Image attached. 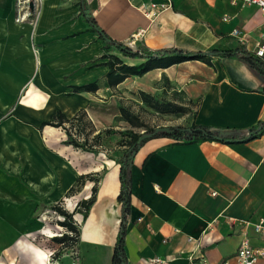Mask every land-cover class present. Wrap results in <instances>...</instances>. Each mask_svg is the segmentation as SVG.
Returning <instances> with one entry per match:
<instances>
[{"label": "crops", "instance_id": "obj_1", "mask_svg": "<svg viewBox=\"0 0 264 264\" xmlns=\"http://www.w3.org/2000/svg\"><path fill=\"white\" fill-rule=\"evenodd\" d=\"M150 1L155 0H40L31 24L15 21V0H0L4 261L15 260L20 252L37 258L27 244L28 235L41 230V219L33 214L42 202L60 203L72 213L79 229L72 248L78 264H110L122 220L119 150L106 155L105 141L96 153L65 144L61 127H41L58 109L68 118L84 110L94 133L116 131L125 129L119 110L123 100L136 101L139 92L158 100L175 93L191 104L185 127L196 123L244 134L264 122L263 79L238 58L161 66L109 86V55L128 66L145 59L124 57L106 47L87 15L105 36L133 50L142 46L196 52L241 44L254 54L264 34L260 9L243 0H171L170 8L154 20L139 9ZM234 29L241 32L242 43L232 36ZM90 83L97 84L95 91L73 90ZM81 175L98 178L95 201L85 218L77 204L89 198L95 182L87 180L79 191L67 194ZM260 218L264 220V131L228 142L157 136L137 149L125 223L127 264H155L154 259L159 264H235L244 234L251 245L263 244L251 226Z\"/></svg>", "mask_w": 264, "mask_h": 264}, {"label": "trees", "instance_id": "obj_2", "mask_svg": "<svg viewBox=\"0 0 264 264\" xmlns=\"http://www.w3.org/2000/svg\"><path fill=\"white\" fill-rule=\"evenodd\" d=\"M87 21L93 25L95 30L102 36L105 34L97 26L95 20L90 16H86ZM104 43L106 47L114 49L116 53L124 57L130 58H144L145 61L135 65L128 66L121 62L117 55H109L105 65L108 67L106 77L108 79L109 86H116L121 83L127 77L141 76L145 72L157 68L168 67L173 64L197 60L211 65V59L214 57L220 58H238L247 63L262 79L263 88L261 91L264 93V61L255 56V54L248 52L241 44L213 47L207 51L189 52L182 49L170 48L163 50H146L144 47L139 46L137 49H132L129 46L112 40L108 36H105ZM97 89L96 83H90L82 86H75L73 90L78 91H95ZM138 97L141 102H144L149 108L161 115L172 116H184L189 112V109L185 106L176 104L173 102H160L149 94L139 92ZM120 119L129 124L131 128L123 130L105 129L104 131L95 132V128L92 122L87 118L84 110H79L74 116L68 118L59 109L53 115L52 120L43 121L41 127L45 125L53 127H61L67 140L65 144L72 145L82 151L97 152V147L102 146L103 142L110 147V142L113 139L116 140V145L119 148L117 153V163L120 166L119 180L120 191L119 200L121 201L122 220L120 223V229L117 235L116 243L113 247L110 264H127V257L124 248L125 231H126V215L128 214L130 207V187H131V163L130 155L133 151H137L147 139H143L140 143L139 139L142 134H152L157 127L145 128L144 132L138 133L133 128L142 126L138 119V116L132 114L128 109L122 105L119 107ZM68 125V127L66 126ZM171 133H157L152 137L168 136L174 138L176 141L192 142L198 140H219L223 142L248 140L257 137L264 131V122H259L256 126L250 128L247 133L240 134L237 130L233 129H218L209 126H204L196 123H192L189 126H170ZM94 181L95 184L91 188V195L89 198L78 202L77 210L83 214L85 218L89 211V208L95 201L96 196V183L98 178L91 175H81L77 178L75 185L70 188L67 194L71 192L79 191L84 185L85 181ZM51 209L59 216L63 217V220H59L56 223L61 226L64 231L52 239L56 244L62 246L65 249H72L78 241L79 229L73 223L72 213H69L61 204H54Z\"/></svg>", "mask_w": 264, "mask_h": 264}, {"label": "rangeland", "instance_id": "obj_3", "mask_svg": "<svg viewBox=\"0 0 264 264\" xmlns=\"http://www.w3.org/2000/svg\"><path fill=\"white\" fill-rule=\"evenodd\" d=\"M23 5L22 2L19 3L15 0L16 18L19 13L22 12ZM137 100L140 101L139 99ZM137 100L125 99L121 102L122 106L128 109L132 114L137 115L139 121L143 124L142 126L133 128L136 132L142 133L145 128L162 127L168 126L169 124L174 126H183L185 124V116L174 117L172 115H161L149 108L144 102L140 103ZM159 101L180 104L191 111V104L188 101L181 99L175 93L169 98H163ZM66 126L68 127V125ZM124 128L131 127L128 123H125ZM116 140L117 139H113V141L110 142V147L108 146L110 151L107 149L108 151H106V155H112L113 151L119 150L117 146L115 147ZM51 206L52 205L40 202L33 214V219H41V230L36 234L28 235L30 245L27 244V246L29 247V250L33 248L34 251H37V258L31 260L32 254L30 255L26 254V252H20L17 254L15 253V256H17L15 260L4 261V256L1 254L2 248L0 246V264H78L77 255L73 253L75 250L62 248V246L56 244L52 239L55 236H59L64 229L56 223L59 221L60 217L51 209ZM79 252L80 255H82L81 250Z\"/></svg>", "mask_w": 264, "mask_h": 264}, {"label": "built area", "instance_id": "obj_4", "mask_svg": "<svg viewBox=\"0 0 264 264\" xmlns=\"http://www.w3.org/2000/svg\"><path fill=\"white\" fill-rule=\"evenodd\" d=\"M246 3L255 4L263 14L264 18V0H243ZM19 3H23L22 12L16 18V22L27 21L33 23L34 11L36 5L40 0H17ZM32 4V8H30ZM171 0H155L150 1L148 4L142 3L140 11L148 17L150 20H154L162 11L170 8ZM30 17V18H29ZM232 36L242 43V35L238 29L232 31ZM255 56L264 61V34L261 37L260 44L254 51ZM59 220H63V217L59 216ZM254 233L261 239L263 244L261 246H253L250 244L249 237L244 234L235 253V264H256L259 260L264 261V220L260 218L257 222L251 224ZM155 264L162 263L161 260L154 259ZM220 264H230L228 260L223 261Z\"/></svg>", "mask_w": 264, "mask_h": 264}, {"label": "water", "instance_id": "obj_5", "mask_svg": "<svg viewBox=\"0 0 264 264\" xmlns=\"http://www.w3.org/2000/svg\"><path fill=\"white\" fill-rule=\"evenodd\" d=\"M30 8H32V4H30ZM102 37L106 40L107 38L102 35ZM172 130L170 129V126H162V127H157L155 129V131L152 134H142L140 136L139 142L140 143L143 139H148L150 137H152L153 135L157 134V133H171ZM136 151H133L132 154L130 155V160L132 161L134 155H135Z\"/></svg>", "mask_w": 264, "mask_h": 264}, {"label": "bare ground", "instance_id": "obj_6", "mask_svg": "<svg viewBox=\"0 0 264 264\" xmlns=\"http://www.w3.org/2000/svg\"><path fill=\"white\" fill-rule=\"evenodd\" d=\"M65 193V192H64Z\"/></svg>", "mask_w": 264, "mask_h": 264}]
</instances>
